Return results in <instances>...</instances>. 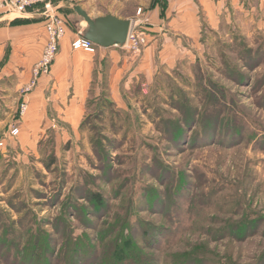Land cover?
I'll return each instance as SVG.
<instances>
[{"label": "rangeland", "instance_id": "obj_1", "mask_svg": "<svg viewBox=\"0 0 264 264\" xmlns=\"http://www.w3.org/2000/svg\"><path fill=\"white\" fill-rule=\"evenodd\" d=\"M113 1L54 0L62 40L86 28L75 8ZM228 19L113 92L103 75L86 97L72 81L70 103L45 89L30 107L37 84L23 116L29 80L0 65V264H67L75 245L104 260L121 241L151 264H264V0Z\"/></svg>", "mask_w": 264, "mask_h": 264}, {"label": "crops", "instance_id": "obj_2", "mask_svg": "<svg viewBox=\"0 0 264 264\" xmlns=\"http://www.w3.org/2000/svg\"><path fill=\"white\" fill-rule=\"evenodd\" d=\"M130 1L135 2L136 13H119ZM246 1L114 0L112 4L103 6L106 12L101 9L94 16L82 7L90 18L109 14L121 20H130L131 25L134 24L137 31L146 36L148 47L141 51L137 59L134 58L137 54H119L116 47H96L93 52L72 50L71 42L85 30L81 28L79 20H73L74 30L72 27L67 28L66 37L60 42L59 52L51 66L50 77L48 80H39L36 91L30 97V107L36 104V99L45 89L49 90L48 99L52 106L70 103L67 89L72 81L78 83L80 95L86 97L94 78L99 81L103 75L108 77L107 87L113 92L119 88L125 75H133L129 71L135 68L138 73L148 74L155 65V56L164 61L170 52L176 54L178 43L197 40L203 26L214 29L226 20L229 21L231 10L242 8ZM138 10L140 14H137ZM44 25L43 17L36 10L17 16L0 11V65L12 68L8 73L19 75L21 83L30 79L31 69L40 58L46 39ZM82 57L92 58L93 64L90 66L87 60L86 63L81 61ZM60 111L62 109L59 108Z\"/></svg>", "mask_w": 264, "mask_h": 264}, {"label": "built area", "instance_id": "obj_3", "mask_svg": "<svg viewBox=\"0 0 264 264\" xmlns=\"http://www.w3.org/2000/svg\"><path fill=\"white\" fill-rule=\"evenodd\" d=\"M54 0H0V11L8 15H22L28 10L39 11L45 21L44 29L46 34L45 43L40 54V58L33 65L30 72V79L24 85L21 91V104L18 114L23 116L27 109L25 96L30 93L38 84V81L50 74L51 66L58 54L59 45L66 33L65 20L55 12ZM140 14V10L137 11ZM146 44V36L137 31L136 27L131 25L123 46H115L116 48L126 49L129 52H137ZM72 50H84L85 52H93L96 46L79 34L71 42ZM18 128L14 127L10 130V136H17Z\"/></svg>", "mask_w": 264, "mask_h": 264}, {"label": "water", "instance_id": "obj_4", "mask_svg": "<svg viewBox=\"0 0 264 264\" xmlns=\"http://www.w3.org/2000/svg\"><path fill=\"white\" fill-rule=\"evenodd\" d=\"M74 12L86 24L82 37L97 48L106 49L125 44L131 27L130 20H121L109 14L90 18L81 8H75Z\"/></svg>", "mask_w": 264, "mask_h": 264}, {"label": "trees", "instance_id": "obj_5", "mask_svg": "<svg viewBox=\"0 0 264 264\" xmlns=\"http://www.w3.org/2000/svg\"><path fill=\"white\" fill-rule=\"evenodd\" d=\"M90 198L96 205L101 204V198L98 194H92ZM117 243L118 242H114L112 249L110 248V251L106 254L104 260H100V256L94 248L86 247L78 253L79 246L75 245V249H67V258L69 257L70 259V261L69 259L67 260V264H73L75 259H78L80 264H101L100 262H102V264H151L149 256L141 253L140 250L135 248L133 245L122 241L120 244ZM38 249H40V246L37 250ZM81 254H83V256ZM85 255H90V261L88 257L84 258ZM37 263L38 261L36 264Z\"/></svg>", "mask_w": 264, "mask_h": 264}]
</instances>
